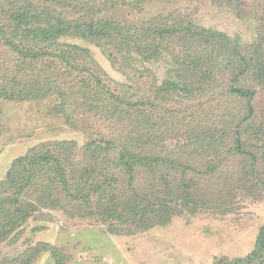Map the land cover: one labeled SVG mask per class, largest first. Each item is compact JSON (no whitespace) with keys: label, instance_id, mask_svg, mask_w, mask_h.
I'll return each instance as SVG.
<instances>
[{"label":"trees","instance_id":"trees-1","mask_svg":"<svg viewBox=\"0 0 264 264\" xmlns=\"http://www.w3.org/2000/svg\"><path fill=\"white\" fill-rule=\"evenodd\" d=\"M151 1L107 0L109 15L103 20L96 13L85 16L87 6L73 19H62L53 7L37 8V17L45 23L15 31L18 41L14 42L7 26L14 21L33 24L26 16H30L33 3L0 0V41L5 40L8 49L21 57L22 65L37 62L42 68L33 72L9 63L5 66L0 56V99L27 102L52 98L75 129L83 127L89 116L99 120L102 116L107 123V136L87 145L49 141L12 161L0 183V246L21 232L29 220L52 210L94 220L120 236L167 225L185 212L227 213L247 198L264 200V113L260 103L257 106L260 90L264 92L263 35L255 45L242 44L225 33L195 27L191 16L180 8L161 14L163 18L147 15L121 21L110 15L113 8L131 3L144 13ZM252 1L258 3L256 13L264 17V0ZM247 3L221 0L220 6L234 8ZM64 37L102 42L111 63L130 77L129 92L123 97L115 93L94 64L85 65L90 61L85 52L61 43ZM159 54L174 60L179 82L168 81L158 87L157 79L151 78L145 85L155 91L140 95L143 84L135 78L152 74L149 69L140 70L139 58L150 61ZM79 59L84 63L76 64ZM47 62L56 69L59 64L61 70L46 66ZM225 87L233 99L246 106L239 112L227 111L218 121L216 117L188 123L189 131L183 134L189 143L186 146L196 153L204 145L199 155L205 162L192 158L186 162L182 154L168 149L167 125H162L150 108L160 95L169 98L170 90L178 99L191 102ZM104 161L105 170L100 168ZM37 250L58 256V250L49 245ZM20 259L22 256L16 262L0 258V264H32ZM235 264H264V227L255 249Z\"/></svg>","mask_w":264,"mask_h":264},{"label":"rangeland","instance_id":"rangeland-1","mask_svg":"<svg viewBox=\"0 0 264 264\" xmlns=\"http://www.w3.org/2000/svg\"><path fill=\"white\" fill-rule=\"evenodd\" d=\"M26 1L33 3L30 5V16L26 15L32 18L30 21L33 24L11 22L7 26V32L13 34L11 38L14 42L18 41L15 31L35 29L37 23H45L44 18L37 17V8L53 7L60 12L57 15L62 19L75 18L80 9L86 6L83 13L85 16L96 13L103 20L109 15L107 0ZM220 4L221 0H152L146 4L144 13H139L138 8L131 3L113 8L110 15L121 21H133L147 15L159 16L180 8L191 16L195 27L225 33L242 44L255 45L261 42L262 35L264 37V17L256 13L257 2L248 0L246 5L242 7L237 5L234 8H225ZM160 17L163 18L162 15ZM8 20L11 21L10 18ZM61 43L75 46L85 52L84 55L90 60L85 62V65L87 67L95 65L115 93H120L123 97L129 92L132 85L130 77H125L120 68L111 63L102 42L81 37H64ZM10 52L5 40L0 41V56L4 58L5 66L9 63L24 71H41L42 68L37 62L31 64L28 62L27 66H24L21 57ZM262 52L264 53V49ZM139 59L140 70L149 69L152 74V77L135 78L143 84L140 95L148 96L155 91L148 90L145 85L151 78L157 79L158 87L167 84L168 81L179 82L175 73L176 63L170 56L159 54L150 61H146L144 56ZM84 61L79 59L76 64ZM48 62L44 64L48 67L51 65L57 72L61 70L59 64L56 69V65ZM74 74L76 76V73ZM168 96L169 98L159 96L154 108H150L151 114L161 119L162 125L164 123L167 125L168 149H175L176 153L182 154L186 162L191 158L196 162L201 161L202 164L205 162V158H200L199 155L201 151L204 152V145L196 153L192 152L193 147L186 146L189 143L183 134L189 131L186 126L188 123H204L202 121L206 119L213 121L216 117L218 121V117L225 116L227 111L239 112L246 106L244 101L233 99L226 87L191 102L178 99L171 90ZM259 103L264 113L263 89L260 90L257 106ZM261 116L263 117V114ZM94 117L89 116L88 120H83V127L75 129L64 114L57 110L52 98L27 102L7 101L1 98L0 183L5 181L12 161L33 147L60 140H71L80 145H87L103 135L107 136V123L103 120L104 117L101 116L100 120ZM223 122L227 123L226 120ZM184 146L187 148L183 152ZM156 148L160 153L159 144ZM100 168L105 170V161ZM263 227L264 200L257 202L252 198L245 199L240 207L227 213L185 212L175 216L167 225L154 226L146 232L120 236L112 235L106 226L94 220L71 218L61 211L52 210L48 211V214H39L29 220L21 232L0 246V258H11L16 262L22 256L21 262L31 260L32 264H235L255 249ZM41 245L56 248L58 256L51 251L39 252L37 248Z\"/></svg>","mask_w":264,"mask_h":264}]
</instances>
